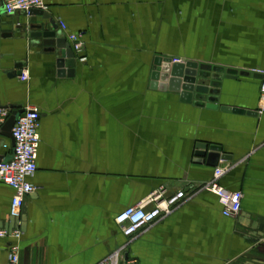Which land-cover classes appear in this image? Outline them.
<instances>
[{
	"label": "crops",
	"instance_id": "0c3cea01",
	"mask_svg": "<svg viewBox=\"0 0 264 264\" xmlns=\"http://www.w3.org/2000/svg\"><path fill=\"white\" fill-rule=\"evenodd\" d=\"M44 2L57 33H84L86 45L74 75L60 76L57 56L30 37L34 17L7 15L0 0V106L41 114L29 180L38 190L19 219L10 217L14 190L0 182V229L22 231L20 264H100L119 251L117 264H264V103L252 73L264 69V0ZM158 58L210 66L218 85L190 103L155 90ZM19 65L25 80L12 77ZM3 127L0 160H9ZM200 144L232 157L218 167L221 186L243 194L238 217L205 190L216 168L197 163ZM156 192L186 197L126 238L117 216ZM12 242L0 239V264Z\"/></svg>",
	"mask_w": 264,
	"mask_h": 264
},
{
	"label": "built area",
	"instance_id": "2783aa9c",
	"mask_svg": "<svg viewBox=\"0 0 264 264\" xmlns=\"http://www.w3.org/2000/svg\"><path fill=\"white\" fill-rule=\"evenodd\" d=\"M7 15L25 13L30 15L33 10H46L44 0H1ZM62 31L67 32V25L59 24ZM67 40L70 42L76 55H81L85 49L84 33H69ZM84 60V59H82ZM173 63H185L181 59H173ZM254 75L260 77V100L264 103V69L252 70ZM22 79H27L28 74L22 72ZM264 113V107L262 109ZM11 116V111L0 107V126L4 125ZM41 114L37 108H28L21 115L13 130L12 136L15 142L13 155L9 160H0V182L14 190V196L10 206V217L19 219L26 198L35 193L38 188L30 183L37 170V160L41 144L40 136ZM224 168H216L212 180L205 186V190L217 196L222 206V214L227 218H236L242 211L243 194L233 192L221 186L220 180L225 175ZM186 197L184 192H178L175 196L166 199L163 193L156 192L152 196L142 200L138 204L124 209L116 218L121 232L126 238L132 239L144 228L151 226L161 218L170 216L178 202ZM22 231L7 232L0 229V239L13 240L10 246L8 264H20L21 248L19 241ZM121 251L115 253L100 264H117Z\"/></svg>",
	"mask_w": 264,
	"mask_h": 264
},
{
	"label": "water",
	"instance_id": "95a60500",
	"mask_svg": "<svg viewBox=\"0 0 264 264\" xmlns=\"http://www.w3.org/2000/svg\"><path fill=\"white\" fill-rule=\"evenodd\" d=\"M30 16L34 17L30 29L33 31L30 37L34 40L35 45H43L47 47V51L57 58L55 63L59 69V75L73 76L75 72V53L71 49L67 40L62 38L60 33H57L58 25L56 22L44 11L33 10L30 12ZM25 30L26 27L21 28ZM155 66L158 70L152 73L153 89L170 91L181 94V98L184 102L190 103L195 97L199 100H203L212 94L213 88L218 84L213 83L214 78L210 77L209 74L212 72V67L202 65L197 62L188 61L185 63H173L171 59L158 58L155 61ZM17 74H13L12 77L22 76L23 66L19 65ZM240 76H248L249 74L239 73L236 70H228V78H236ZM210 107L217 108L218 106L213 103L209 104ZM1 108L11 111V116L4 124V135L15 142L12 136V130L18 120L26 110L18 108L15 105H10ZM224 111H231L230 108H222ZM237 114L251 113L245 112L244 110L234 109L232 110ZM197 163H206L209 167L218 168L220 161L232 160L231 156L223 155V149L220 146H208L206 144H200L196 153Z\"/></svg>",
	"mask_w": 264,
	"mask_h": 264
}]
</instances>
